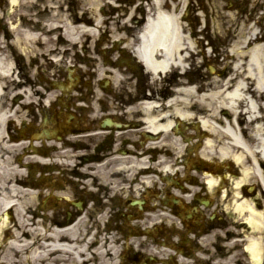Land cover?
<instances>
[{"label":"flooded vegetation","instance_id":"1","mask_svg":"<svg viewBox=\"0 0 264 264\" xmlns=\"http://www.w3.org/2000/svg\"><path fill=\"white\" fill-rule=\"evenodd\" d=\"M128 15L124 34H98L85 41L84 53L74 60L84 71L62 95V108L59 98L55 100L49 126L32 134L47 143L37 147L39 155L64 163L60 175L67 180L58 184L43 174L47 179L36 181L34 232L0 225V264H30L34 259L35 264H87V250L95 253L102 247L107 228L115 236L107 264H178L183 258L196 264L199 252L208 260L200 264L212 261L210 247L219 243L227 225L221 195L207 196L205 184L184 170L182 160L167 147L172 138L160 129L166 116L155 118L167 113L173 95L169 90L194 82H183L182 72L152 81L133 54L144 13L138 8L133 18ZM151 103H159L155 113L147 110ZM168 116L174 119L172 113ZM148 118L159 129L152 131ZM51 230L65 232L56 244L75 247L77 259L51 248Z\"/></svg>","mask_w":264,"mask_h":264},{"label":"bare ground","instance_id":"2","mask_svg":"<svg viewBox=\"0 0 264 264\" xmlns=\"http://www.w3.org/2000/svg\"><path fill=\"white\" fill-rule=\"evenodd\" d=\"M10 2L12 8L19 5V0H10ZM154 7L156 12L142 36V45L138 52L148 71L160 73L166 71L171 65L182 67L185 62L182 51L191 47L186 43V38L180 35L173 15L163 12L157 0ZM57 18L59 16H55V19ZM82 27L77 29L82 30ZM63 28L66 36L74 34L70 24L64 25ZM90 31L86 28V32ZM25 34L27 35L20 37L25 42L34 40L33 35L27 32ZM255 36L256 28L253 26L244 37L245 43L252 44L250 50L234 53L238 57L236 59L245 61L242 63L240 80L234 87L226 83L227 88L221 91L215 88L216 90L212 93L200 95L199 98L201 103L205 99H210V103L206 104L210 109L207 115L209 119L215 121L217 114L224 111H228L232 117V120L221 128L214 126L207 119L202 121L203 129L210 133L218 131L227 140L220 151H214L208 158L213 161L228 162L230 166L234 164L241 172V179L232 184L229 206L246 224L247 231L236 233L228 242L226 245L228 256L222 264H264V52ZM251 44H248L247 48ZM10 60L9 56L0 54V186L4 184L3 179L16 175L18 172L17 166L8 163L12 157H6L4 153L13 146L10 144L13 137H10L9 142L5 141L7 135L5 127L17 113L13 105H9L6 100L11 94H15L14 97L24 94L27 99L35 94L34 88L30 86L32 85L31 77L24 84L14 79V66ZM240 65L241 63L237 61L234 69L238 71L241 68ZM18 88L22 90L18 91ZM154 120L148 123L151 128L155 125ZM212 150L213 148L210 147L209 151L212 152ZM211 182L216 183L213 179ZM16 185L17 182L10 186V190H1L0 207H9L12 204L11 199H17L20 196L21 192ZM255 187L260 190L261 197L257 196L254 200L248 194V190ZM259 200L263 202L260 203ZM20 212L21 209L18 206L14 215L19 221ZM53 234L56 232L54 231Z\"/></svg>","mask_w":264,"mask_h":264},{"label":"rangeland","instance_id":"3","mask_svg":"<svg viewBox=\"0 0 264 264\" xmlns=\"http://www.w3.org/2000/svg\"><path fill=\"white\" fill-rule=\"evenodd\" d=\"M76 1V0H75ZM260 0H258V2H259ZM101 3L103 4V6H105V7H107V5H106V0H104V1H101ZM24 5H22V6H20V7H23ZM69 7H72V4L71 5H69ZM82 7L83 8H85L86 9V3L84 2V4L82 3ZM104 8V7H103ZM87 9H88V6H87ZM24 11H31L28 7H24V9L23 10H19V12H18V9H16L15 10V17H18V15H21V14H23V12ZM263 11V10H262ZM104 19H105V17H104ZM105 20H107V19H105ZM108 21V20H107ZM264 24V23H263ZM110 27H111V30L113 31V24H111L110 25ZM93 31V30H92ZM20 33V30H18L17 31V34H19ZM94 33V32H93ZM23 74V76H25L26 77V72H24V73H22ZM18 76V73H14V78L15 77H17ZM12 97V96H11ZM10 104V103H9ZM27 114V113H26Z\"/></svg>","mask_w":264,"mask_h":264}]
</instances>
